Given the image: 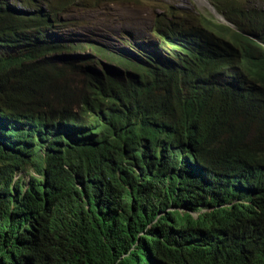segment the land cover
Instances as JSON below:
<instances>
[{"label":"trees","instance_id":"trees-1","mask_svg":"<svg viewBox=\"0 0 264 264\" xmlns=\"http://www.w3.org/2000/svg\"><path fill=\"white\" fill-rule=\"evenodd\" d=\"M103 1L0 0V264H253L264 45L191 72L171 35L207 32L186 37L195 24L171 9L155 40L114 52L70 16ZM214 5L233 23L258 13Z\"/></svg>","mask_w":264,"mask_h":264},{"label":"rangeland","instance_id":"rangeland-1","mask_svg":"<svg viewBox=\"0 0 264 264\" xmlns=\"http://www.w3.org/2000/svg\"><path fill=\"white\" fill-rule=\"evenodd\" d=\"M243 1L254 5L258 0ZM171 9L178 16L202 21L204 16L216 23H226L213 7L212 0H104L97 8L71 12L70 16L85 24L75 30L76 35L93 37L108 49L122 52L125 37L130 33L140 41L155 40L152 33L154 19L160 14H168Z\"/></svg>","mask_w":264,"mask_h":264},{"label":"clouds","instance_id":"clouds-1","mask_svg":"<svg viewBox=\"0 0 264 264\" xmlns=\"http://www.w3.org/2000/svg\"><path fill=\"white\" fill-rule=\"evenodd\" d=\"M215 1L218 2L219 0ZM240 1L245 9L257 8L258 13L252 25L233 23L223 12L221 13L217 10L214 5V0H212L213 7L223 16L226 23H216L204 16L203 21L197 18L182 16L187 18V21L179 24L180 26H183L187 22L195 24V26L191 27L189 33H186V37L191 35V33L196 34L197 30L200 28L206 31L207 34H196L192 39H186L182 38L180 35L172 34L171 37L173 42L169 48L172 49V52H169V58L174 62H178L191 72H199L205 69L213 59L220 57H224V60L228 64L232 62L235 67H239V64L247 58L251 44L264 45L255 34V29L259 28L264 35V0H258L254 5H250L243 0ZM170 13L171 12L164 14L170 15ZM155 20L156 19H154V22ZM210 22L214 23V25L228 26L229 31L226 33L217 32L212 29ZM217 30L220 31L221 29ZM240 74L243 75V78H246L244 73ZM169 78V74L167 73L165 81ZM261 241V251L258 253L253 264H264V237Z\"/></svg>","mask_w":264,"mask_h":264}]
</instances>
